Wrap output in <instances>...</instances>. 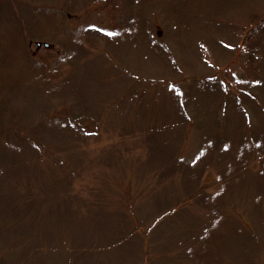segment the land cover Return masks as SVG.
<instances>
[{
    "label": "rangeland",
    "instance_id": "obj_1",
    "mask_svg": "<svg viewBox=\"0 0 264 264\" xmlns=\"http://www.w3.org/2000/svg\"><path fill=\"white\" fill-rule=\"evenodd\" d=\"M47 1L0 24V264H264V0Z\"/></svg>",
    "mask_w": 264,
    "mask_h": 264
},
{
    "label": "trees",
    "instance_id": "obj_2",
    "mask_svg": "<svg viewBox=\"0 0 264 264\" xmlns=\"http://www.w3.org/2000/svg\"><path fill=\"white\" fill-rule=\"evenodd\" d=\"M47 4H48L47 0H45L43 3H34L31 0H0V22H1L0 24L7 25L8 23L7 26L9 27H11L12 25H20L22 27V30L24 31V43H25L26 39L36 35L37 32H35V30H38V28L40 27L38 26V24H41V22L38 20L36 12H44V10H52V7L50 8V6ZM2 21L5 23H3ZM262 32H264V16L261 17L259 24H256L254 27L250 28V30L246 35V42L250 40L254 41L255 39L254 37L260 36ZM197 155L195 157L199 158V157H205L207 154L205 155L198 153ZM199 160H200L199 164H202L205 161H207L208 158H203ZM190 161L185 163L187 164V168L188 166L193 165L190 163ZM226 176H228L226 174V171H223L222 180L223 182L229 183L230 180L229 181L224 180ZM195 189L196 188H194L193 192L191 193L192 196L195 194L198 195L196 192L198 188L196 190ZM203 197L205 198L204 195ZM204 198L203 200L206 201ZM195 237L197 239L198 236L195 235ZM192 243H193V239H191V245ZM189 249H191V246Z\"/></svg>",
    "mask_w": 264,
    "mask_h": 264
},
{
    "label": "water",
    "instance_id": "obj_3",
    "mask_svg": "<svg viewBox=\"0 0 264 264\" xmlns=\"http://www.w3.org/2000/svg\"><path fill=\"white\" fill-rule=\"evenodd\" d=\"M37 44L39 45V44H40V42H37ZM44 45H48V43H47V42H45V43H44Z\"/></svg>",
    "mask_w": 264,
    "mask_h": 264
}]
</instances>
